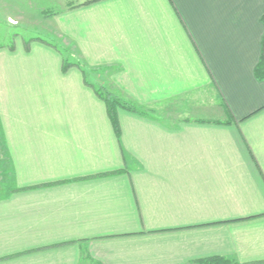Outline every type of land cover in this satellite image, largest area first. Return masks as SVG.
I'll use <instances>...</instances> for the list:
<instances>
[{
    "label": "crops",
    "instance_id": "obj_1",
    "mask_svg": "<svg viewBox=\"0 0 264 264\" xmlns=\"http://www.w3.org/2000/svg\"><path fill=\"white\" fill-rule=\"evenodd\" d=\"M12 1L0 264H264V0Z\"/></svg>",
    "mask_w": 264,
    "mask_h": 264
},
{
    "label": "rangeland",
    "instance_id": "obj_2",
    "mask_svg": "<svg viewBox=\"0 0 264 264\" xmlns=\"http://www.w3.org/2000/svg\"><path fill=\"white\" fill-rule=\"evenodd\" d=\"M8 1H10L7 3L9 8H0V57L1 55H3L0 58V73H3V75H5L11 72L10 70L13 68L12 65L14 64L13 58L16 57L14 54H12L7 57L8 59H5V53H3L4 48L10 47L11 50H14V46L16 45V43H18V45H20L19 43H22V37L28 39V42H42L43 40L49 42L50 44L47 45L53 47L57 52L61 53V55L63 56V64L69 63L68 69L76 65V67H78L84 74L88 73V71H85L84 66L82 64L80 65L77 60L72 58L73 56L71 55V51L69 49L62 48L60 42L53 40L51 36L45 34L46 32L44 33L45 30L43 31V29H24L16 27L17 25L14 24L15 19H7V14L13 16L14 14L17 15V12L14 10L13 7L14 1ZM40 38L43 40H41ZM67 70H63V72H66Z\"/></svg>",
    "mask_w": 264,
    "mask_h": 264
},
{
    "label": "trees",
    "instance_id": "obj_3",
    "mask_svg": "<svg viewBox=\"0 0 264 264\" xmlns=\"http://www.w3.org/2000/svg\"><path fill=\"white\" fill-rule=\"evenodd\" d=\"M97 0H86L83 4L94 2ZM262 22L264 24V16L262 17ZM41 39V38H40ZM43 40V39H41ZM43 43L50 44L49 42L42 41ZM69 66V63L63 64V70H67ZM255 77L259 81H264V35L262 38V48H261V56L259 59L258 64L255 67L254 70ZM96 94L105 102L107 107L108 116L110 118V121L113 125L114 131L117 134V136L120 138V123L119 118L117 115L118 108H126L127 110H132V108L125 103L121 102L118 98L112 96L111 93L107 91L106 88H95ZM197 264H235L230 259L224 258V257H212L209 259H204L202 261H199Z\"/></svg>",
    "mask_w": 264,
    "mask_h": 264
}]
</instances>
